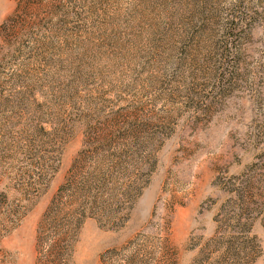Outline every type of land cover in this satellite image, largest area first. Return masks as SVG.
I'll return each mask as SVG.
<instances>
[{"label":"rangeland","instance_id":"1","mask_svg":"<svg viewBox=\"0 0 264 264\" xmlns=\"http://www.w3.org/2000/svg\"><path fill=\"white\" fill-rule=\"evenodd\" d=\"M132 143L141 193L72 264H212L239 218L264 264V0H0V264H42L76 158Z\"/></svg>","mask_w":264,"mask_h":264},{"label":"trees","instance_id":"2","mask_svg":"<svg viewBox=\"0 0 264 264\" xmlns=\"http://www.w3.org/2000/svg\"><path fill=\"white\" fill-rule=\"evenodd\" d=\"M115 147L119 150L109 152L108 147L109 154L102 158H98L101 154L98 149L90 157L81 152L74 161L70 176L59 187L45 213L42 228L49 233L39 237L42 264L46 261L49 264H72V241L84 220L99 217L117 225L126 204L140 195L142 186L135 181L126 182L125 173L135 167L141 146L132 143L131 146ZM6 197L0 193V202ZM15 213L17 211L12 214ZM235 227L241 234L218 239L222 255L212 264H251L257 256L259 246L256 239L246 233L250 227L246 228V222L240 218Z\"/></svg>","mask_w":264,"mask_h":264}]
</instances>
